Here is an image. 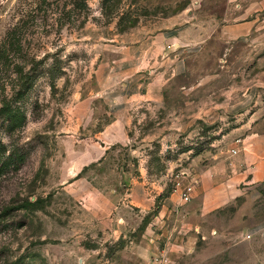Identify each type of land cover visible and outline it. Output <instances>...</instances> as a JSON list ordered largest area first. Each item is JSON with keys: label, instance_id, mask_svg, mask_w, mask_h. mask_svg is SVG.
<instances>
[{"label": "rangeland", "instance_id": "rangeland-1", "mask_svg": "<svg viewBox=\"0 0 264 264\" xmlns=\"http://www.w3.org/2000/svg\"><path fill=\"white\" fill-rule=\"evenodd\" d=\"M0 48V264H125L172 194L210 205L166 264H264L250 158L230 192L220 171L264 120V0H0Z\"/></svg>", "mask_w": 264, "mask_h": 264}, {"label": "crops", "instance_id": "crops-1", "mask_svg": "<svg viewBox=\"0 0 264 264\" xmlns=\"http://www.w3.org/2000/svg\"><path fill=\"white\" fill-rule=\"evenodd\" d=\"M253 24L254 19L251 21ZM244 23V22H243ZM243 23H238L242 25ZM122 86L125 87V84L122 83ZM150 85H147V87ZM148 87L144 93L138 94V99L143 101L154 100L160 101L163 97L162 92H157L156 94L149 89ZM124 97L136 96L137 94H129L126 91L122 92ZM155 95L156 97H152ZM130 97V99H131ZM132 103L123 102L116 108H114V104L111 103V110L114 114L115 122L119 125V127L123 128L125 125L123 123V119L127 118V113L130 109ZM155 106H158L155 103ZM114 123V124H116ZM264 120H259L257 123L252 125V132L249 135H246L245 139L235 138L234 145L231 147L236 149L234 154H229L228 157L233 158L234 162H230L228 165L223 163L220 165V171L222 174L223 183H226L225 188L228 187V192L233 190V185L231 183L235 181H241L247 175V172L242 168V159L250 158V166H251V184H252V193L254 194V198L260 199L262 194H264ZM239 140V142H236ZM246 142L249 144L246 146ZM231 149H229L230 151ZM227 151V153H229ZM125 173V172H124ZM213 176H210L212 175ZM216 177L213 171H203L199 176L196 175L195 178L197 180H201L206 183V179ZM220 177H217V182ZM204 185V184H203ZM123 189L119 190L118 186L111 184V196H112V205H111V221L120 220L121 222L127 224V218L123 217L120 219L115 216L112 212V208H115V193L118 191H123L125 198L123 201V206L128 209H132L133 199H128V196H132L130 193L128 194V189H126V184L123 183ZM218 188V187H217ZM206 192V191H205ZM204 193V192H203ZM217 193V192H215ZM210 203L206 197L203 205L198 207L199 210L194 208L196 203L193 202L189 204V208L186 211L185 215H182L179 212L180 203L179 197L177 195L170 196V198H163L160 205L154 210V213L151 214L144 221L143 217H140V222H142V230L139 232L136 239H130V246L126 249L124 248L120 253L121 256H125V262L130 264H151V258L156 255L162 254L169 259L168 256H172L174 252L177 253L178 249L187 248L190 242L195 238L196 234L204 231L205 223L200 221L201 216H203L208 210V204ZM151 204V200H142L137 203L136 207L139 208V211L143 214H147L149 212V207ZM181 210V209H180ZM180 213V214H179ZM126 227L124 225H117L118 228ZM114 228H112V232ZM111 232V235L114 233ZM115 232V231H114ZM117 234V239L121 236L122 238L126 235V232H115ZM115 236V235H114ZM113 236V237H114ZM114 239V240H115ZM167 262V261H166ZM153 264V263H152Z\"/></svg>", "mask_w": 264, "mask_h": 264}, {"label": "built area", "instance_id": "built-area-1", "mask_svg": "<svg viewBox=\"0 0 264 264\" xmlns=\"http://www.w3.org/2000/svg\"><path fill=\"white\" fill-rule=\"evenodd\" d=\"M236 142H239V140H236ZM235 152H236V149L230 150L231 154H234ZM180 194H181L182 202L185 203L189 200V195L186 192L182 191ZM151 261L153 264H166L167 257L162 254H159V255L154 256Z\"/></svg>", "mask_w": 264, "mask_h": 264}, {"label": "trees", "instance_id": "trees-1", "mask_svg": "<svg viewBox=\"0 0 264 264\" xmlns=\"http://www.w3.org/2000/svg\"><path fill=\"white\" fill-rule=\"evenodd\" d=\"M3 50V49H2ZM1 48H0V58L4 57L6 54L4 51H2Z\"/></svg>", "mask_w": 264, "mask_h": 264}]
</instances>
